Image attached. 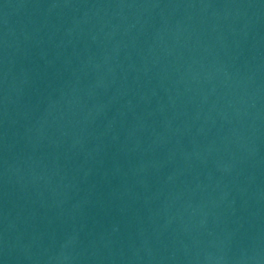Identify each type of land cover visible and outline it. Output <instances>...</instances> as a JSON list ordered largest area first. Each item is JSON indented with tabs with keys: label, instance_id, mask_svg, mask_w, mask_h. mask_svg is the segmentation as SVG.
Segmentation results:
<instances>
[{
	"label": "water",
	"instance_id": "95a60500",
	"mask_svg": "<svg viewBox=\"0 0 264 264\" xmlns=\"http://www.w3.org/2000/svg\"><path fill=\"white\" fill-rule=\"evenodd\" d=\"M0 264H264V0H0Z\"/></svg>",
	"mask_w": 264,
	"mask_h": 264
}]
</instances>
